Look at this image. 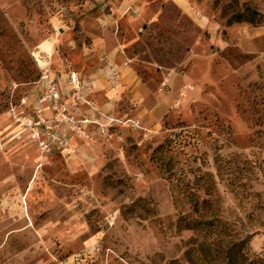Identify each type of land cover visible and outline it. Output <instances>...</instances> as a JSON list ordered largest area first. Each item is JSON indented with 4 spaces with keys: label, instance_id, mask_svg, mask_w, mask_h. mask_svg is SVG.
<instances>
[{
    "label": "rangeland",
    "instance_id": "374dc122",
    "mask_svg": "<svg viewBox=\"0 0 264 264\" xmlns=\"http://www.w3.org/2000/svg\"><path fill=\"white\" fill-rule=\"evenodd\" d=\"M189 199L264 257V0H0V264H188Z\"/></svg>",
    "mask_w": 264,
    "mask_h": 264
},
{
    "label": "trees",
    "instance_id": "16d2710c",
    "mask_svg": "<svg viewBox=\"0 0 264 264\" xmlns=\"http://www.w3.org/2000/svg\"><path fill=\"white\" fill-rule=\"evenodd\" d=\"M192 217L178 220L180 231L195 233L186 244L188 264H264V257L251 256V236H242L232 229V223L220 216H210L214 199H189Z\"/></svg>",
    "mask_w": 264,
    "mask_h": 264
},
{
    "label": "built area",
    "instance_id": "2783aa9c",
    "mask_svg": "<svg viewBox=\"0 0 264 264\" xmlns=\"http://www.w3.org/2000/svg\"><path fill=\"white\" fill-rule=\"evenodd\" d=\"M110 75L118 80L120 78V74L117 70H111ZM69 83L72 86V88L75 90V93L72 97H69L68 99H63L59 90V87L57 85V82L55 78L52 76V73L48 68L43 69L42 75H41V83L43 87L46 90L45 95L40 99V104L43 106L44 103H49L52 110L56 112L57 118H65L73 120L72 118L67 117V112L71 109L72 106L77 104V100L80 99V92L83 89L84 85L81 82V79L79 77V74L75 71H71L69 73ZM43 107L37 108V117L38 120L34 121L33 119H28L26 116H24V110L18 111L17 107H12V111L14 114L18 115V122H22L23 126L25 128H31L33 131H36V134H39V131L36 127H38L41 124H45L47 128L51 127L52 121H46L43 116ZM49 139L54 142H58L59 144H63L61 138L57 133L54 132H48ZM42 146L44 148H49L50 141L49 142H42Z\"/></svg>",
    "mask_w": 264,
    "mask_h": 264
}]
</instances>
